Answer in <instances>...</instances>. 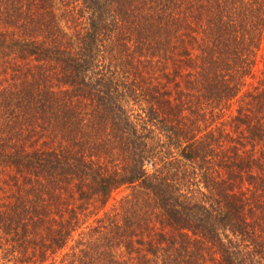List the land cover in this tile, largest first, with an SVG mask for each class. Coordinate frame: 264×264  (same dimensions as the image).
I'll use <instances>...</instances> for the list:
<instances>
[{"label": "trees", "instance_id": "trees-1", "mask_svg": "<svg viewBox=\"0 0 264 264\" xmlns=\"http://www.w3.org/2000/svg\"><path fill=\"white\" fill-rule=\"evenodd\" d=\"M45 262L264 264V0H0V264Z\"/></svg>", "mask_w": 264, "mask_h": 264}, {"label": "rangeland", "instance_id": "rangeland-1", "mask_svg": "<svg viewBox=\"0 0 264 264\" xmlns=\"http://www.w3.org/2000/svg\"><path fill=\"white\" fill-rule=\"evenodd\" d=\"M259 50H260V49H259ZM255 75H256V74H255ZM256 79H257V77H256V78H253V79H249V81H252V83H255V82H256ZM227 118H228V110L225 109V110H223V111L221 112V119H222V121H226ZM126 192H127V187H125V186H121V187L117 188L116 190H114V191L110 194V196H109V198H108V200H107L105 206H104L103 208L98 209V212H97L96 215H94L93 217L88 216V219H86L85 216H83V221H85V223L82 224V225H80V227H79L78 229H76V230L72 233L71 237L69 238V241L67 242V245H68V246H71V245L74 243V241L79 237V235H78L77 233H78L80 230H82V231L85 230V229H81V227H83V226H87V225L90 226V225L93 223V219H94L95 217L101 215L102 212H103V210H107V209L110 208L112 205H115L116 202H117V200H118L121 196H123ZM185 195L187 196L188 193H186ZM112 251H113V254H114V255L117 257V259H119V260H121V258H122L121 255L126 256L121 248L118 249V248L114 247V248L112 249ZM129 255H130V254H129ZM59 257H60V255H57L56 258H54V261L56 262V261L59 259ZM48 260H49V259H48ZM46 263H47V262L42 263V264H46Z\"/></svg>", "mask_w": 264, "mask_h": 264}]
</instances>
